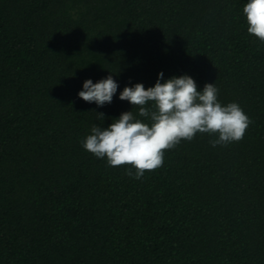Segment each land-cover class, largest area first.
<instances>
[{
  "label": "trees",
  "instance_id": "16d2710c",
  "mask_svg": "<svg viewBox=\"0 0 264 264\" xmlns=\"http://www.w3.org/2000/svg\"><path fill=\"white\" fill-rule=\"evenodd\" d=\"M245 3L0 0V264H264V44ZM161 71L215 83L252 123L227 146L182 140L137 180L82 141ZM109 74L110 104L78 97Z\"/></svg>",
  "mask_w": 264,
  "mask_h": 264
},
{
  "label": "clouds",
  "instance_id": "9594fccd",
  "mask_svg": "<svg viewBox=\"0 0 264 264\" xmlns=\"http://www.w3.org/2000/svg\"><path fill=\"white\" fill-rule=\"evenodd\" d=\"M243 14L247 32L264 44V0H246ZM119 84L112 74L93 82H83L78 97L97 107L110 104ZM215 83L201 90L188 74L164 79L158 74L154 86L143 83L125 86L119 99L137 107L121 113L107 127L93 125L91 134L82 141L85 150L96 158L106 159L109 166L130 165L126 174L140 180L145 171L164 164V150L175 148L182 140L191 141L198 133L215 138L212 146H227L244 138L252 123L238 102L222 104ZM104 118L102 113L98 114Z\"/></svg>",
  "mask_w": 264,
  "mask_h": 264
}]
</instances>
